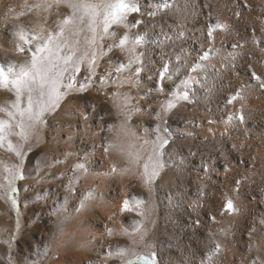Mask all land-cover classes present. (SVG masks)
Instances as JSON below:
<instances>
[{"label": "bare ground", "instance_id": "bare-ground-1", "mask_svg": "<svg viewBox=\"0 0 264 264\" xmlns=\"http://www.w3.org/2000/svg\"><path fill=\"white\" fill-rule=\"evenodd\" d=\"M37 2L0 0V29L5 17L9 26L17 23L46 31L55 27L54 22L62 18L55 8L51 13L28 11L26 5ZM139 2L142 11L129 19L147 23L127 29L130 38L124 49L119 48L117 59L127 64L134 57L133 37L140 35L142 43L135 49L155 53L154 71H145L154 79L140 80L135 66L112 75L110 69L116 65L109 59L97 60L96 81L108 75L103 85L112 87L110 93L90 89L67 97L54 114L43 113L48 119V140L30 157L20 183L22 206L32 202L34 184H46L48 179L54 183L51 188L45 186L44 192L38 187L35 191V198L47 199L43 216L52 232L41 240V255L48 257V264H110L109 259L121 249L130 255L144 232L145 244L159 254V264H264V90L250 75L255 71L264 79V0H246L249 7L243 6L245 0ZM144 9L155 15L149 16ZM60 11L69 13L64 7ZM217 19L228 30L215 29L210 38L209 26ZM121 30L113 29L123 34ZM104 42L111 43V38ZM161 53L172 76L163 80V91L155 87ZM29 58L0 40V64ZM80 73L87 76V62ZM185 81L192 101L180 102L164 120L161 105L167 96L186 90ZM238 91L243 98L228 103ZM13 100L11 90L0 88V107L10 106ZM0 119H8L6 113L0 112ZM165 128L170 131V143L158 157L163 166L146 183L144 164L150 156L157 159L154 144ZM62 132L64 138H60ZM8 139L17 146L13 135ZM14 154L7 141L0 147V172L12 167ZM52 159L59 163L53 164ZM77 164L85 168L76 169ZM227 198L238 211H221ZM125 200L131 211L122 210ZM181 225L199 239L195 250L194 239L182 233ZM51 240L55 252L48 255L46 244ZM0 241V254L6 255L8 244ZM171 241L179 246L170 248ZM57 253L59 259L51 262L50 256Z\"/></svg>", "mask_w": 264, "mask_h": 264}, {"label": "snow or ice", "instance_id": "snow-or-ice-1", "mask_svg": "<svg viewBox=\"0 0 264 264\" xmlns=\"http://www.w3.org/2000/svg\"><path fill=\"white\" fill-rule=\"evenodd\" d=\"M145 3L148 0H144ZM244 7H249L245 3ZM29 12L33 9H42L44 12L51 13L53 8L56 9L57 16L62 17L57 19L55 27L50 30L36 27H30L24 24L12 23L9 26L8 18L3 20L4 27L0 29V40L11 44L15 50L30 58L16 64L12 61H7L6 64H0V88H7L15 94V100L9 101L7 107H0V112L6 113L8 119H0V147H3L7 141L8 150L14 152L18 157L23 158L26 153L20 150L19 147L13 145L10 139L13 135L12 129H19L16 133L21 139H26V130L32 127L33 122L38 120L43 113L54 111L60 106L61 101L75 89L77 93H84L88 87L92 85L93 78L97 71V43L101 45L100 56L111 54L109 63L116 65V73L122 72L125 68L133 69L136 77L140 80L151 81L154 76H145V71L153 72L151 67L153 62V52L151 55L148 50L137 52L135 45L142 43L140 35L133 37L134 47L131 50L135 52L133 58L129 59L128 63L118 60L114 56L115 48L124 49L130 38V32L124 31L123 34L112 30L113 26L122 25L125 29L136 27L142 23H147L146 20L129 19L132 13L141 12V4L139 0H38L37 3L30 6L26 5ZM61 7L69 10L68 14L60 11ZM11 11V9H9ZM149 16H154L155 12L151 9H144ZM25 13L21 11L19 16ZM240 12L236 13L239 18ZM18 19V17H17ZM50 25L53 23L50 17L44 18ZM220 29L228 30L227 24H222L217 19L215 24L209 26L208 36L213 37V31ZM264 31V27H262ZM179 35H183L180 33ZM111 38V43L105 44V37ZM81 37H83V46L81 47ZM167 39V37H166ZM239 45H232L238 47ZM164 54L161 53L160 59L163 61L162 67L155 70L158 73L155 87L163 91L164 79H172L169 63L163 60ZM87 62V76L84 79L77 80L76 76L81 72V66ZM251 67V66H250ZM251 78L259 82V87L264 90V79H262L255 71L250 72ZM101 84L105 83L108 75L100 76ZM194 82V81H193ZM138 83V81H137ZM185 91L172 94V98L168 99L165 104L161 105V110L164 114L172 112L180 101H189V92L187 91L188 82H184ZM26 97V106H25ZM238 98H243L242 91H238L235 95L228 98V103H233ZM86 107V104H85ZM161 115L157 112V117ZM87 115L85 119H87ZM241 120L244 117H239ZM111 127V126H109ZM160 126L157 125V131ZM166 133L167 129H163ZM168 144L166 138L160 139L158 145H154L153 156L157 159L153 161L149 157V162L144 164L145 182H149L159 175V168L163 165L159 160V155L165 145ZM235 148V145H233ZM107 147L105 151H107ZM31 151V149H29ZM59 163V161H57ZM151 164V170H150ZM76 169L85 168L84 164H77ZM24 162L21 159L19 165L14 166L10 171L8 182V198L11 200L12 207L17 208V201L13 196L16 192L15 181L21 180L23 176ZM227 171V165H225ZM72 181H69L71 185ZM237 183H239L237 181ZM204 185H201L203 192ZM140 202L137 201V204ZM84 206L83 201L81 207ZM123 211H131L128 207V201L125 200L122 206ZM222 212L233 213L238 211L232 199L227 198ZM214 218V217H213ZM264 223V220L261 221ZM18 227V222H17ZM111 232V230H109ZM216 251H220V246H216ZM111 254V253H110ZM124 249H121L117 255L123 256ZM142 264H156L155 253L147 254V257L138 256ZM92 264V262H90ZM122 264H132L131 260H123Z\"/></svg>", "mask_w": 264, "mask_h": 264}, {"label": "rangeland", "instance_id": "rangeland-1", "mask_svg": "<svg viewBox=\"0 0 264 264\" xmlns=\"http://www.w3.org/2000/svg\"><path fill=\"white\" fill-rule=\"evenodd\" d=\"M138 13H140V12L132 13L130 16H132L133 14H138ZM115 27L122 28L123 32L127 30L122 25L113 26L112 30ZM122 30H121V32H122ZM106 37H105V39H106ZM96 47H97V50L100 52L101 51V45L99 43H97ZM118 50H119V48H116L113 50L114 56L116 59H117ZM107 59H109V60L111 59V54L98 56V61H100L101 63H105L107 61ZM112 67L113 68L110 69V73L112 72V75H117V73L114 69L115 67L114 66H112ZM128 71H129V69H126L123 72H128ZM80 76L81 77H79L77 80H79L80 78L84 79V77H85V75H83V73H80ZM96 79H97V71H96V76L93 78L92 85L90 87H88L86 92L81 94V93H77L75 91V89H73L69 93V95L66 96L61 101V103L69 96L83 95V94L87 93L90 89H94V88H95V90H99V89L105 90L107 93H110L112 91L111 86L105 87V85L101 84L99 81H96ZM120 85L125 86V85H127V83H121ZM112 86H114V84H112ZM170 98H172V96H167L166 101ZM166 101H165V103H166ZM191 101L192 100L190 98V93H189V101H180V102H188L189 103ZM61 103H60V105H61ZM58 108H56L54 111H50V114H54V112ZM162 114H163L162 116L164 117L163 119L166 120L170 113L167 115L164 113H162ZM47 121H48L47 117L43 116V114H42V116L38 120L33 122L32 127L28 128L26 130V135H27L26 139H21V137L16 134L19 131V129H16V131L13 134V137L15 138V140L17 142V147H19L21 151L26 153V155L23 158H21V157H18L16 154H14L12 156L13 160H14L12 167L10 166V167L6 168L5 171L3 170V172H0V218L2 219L1 220V226L2 227H0V236H1L0 240H4V245L6 243L8 244L6 255H5V252H4V254H0V264H48V262H49L48 257L45 256L46 257L45 258L44 255H41V250L44 247V243L41 240L42 239L45 240V238L47 236L49 237V235L52 233L49 230L50 226L47 224L46 220L44 219V216H45L44 213L45 212H43V211H45L44 210L45 206H47V199L41 198V200H42V202H41L40 199L38 200V198H35V191H36V188L38 187L39 191L41 190L40 192H44L45 186H46V188L47 187L51 188L54 183L50 182V180L47 178L48 183L43 184L44 186L42 184H40V185L34 184L33 187H31V189L35 188V189H33V191L35 190L33 192L34 194L31 197L32 202H30L29 204H24L23 205L24 207L21 204V198H20L21 193H22L20 183L25 178V172L27 170L26 166L28 164V161L30 160V157L32 156V154L34 152H36L38 149H40L44 144H46V142L48 140V134H49L48 130L49 129H47L48 128V122ZM166 129H167L166 133L163 130L161 131L160 137H159L158 141L155 142L154 145H158L160 142V139H164V138H166L168 140V144L170 143V131L168 130V128H166ZM65 136H66L65 132L60 133V138H64ZM29 149H31V151H29ZM162 155H163V151H162ZM162 155H159V157ZM155 158H157V157H155ZM21 159H23V162H24V169H23L24 178L21 180L15 181L16 192L13 193V196L17 201V208L14 210L12 207L11 200L8 198L9 188H8L7 177L9 175L10 171L13 170L14 166L19 165L21 163ZM52 163L56 165L58 162L52 159ZM68 175H70L69 172H68ZM60 179L63 180L64 179L63 176L60 177ZM56 181L58 182V179H56ZM60 184H62V182H60ZM71 185H73V184H71ZM71 185H69V187ZM42 187H43V189H42ZM73 189H74L73 190L74 193H78V190H77L78 187H76V188L74 187ZM25 193H27V192H25ZM28 195H29V193H28ZM46 209H47V207H46ZM39 211H41V212H39ZM37 213H40V214L37 215ZM35 214L38 216L39 219L38 218L35 219V216H36ZM39 215L41 218L39 217ZM29 217L31 220L28 219ZM29 221H31V222H29ZM53 221L54 220H52V222ZM17 222H18V227H17ZM181 229L183 231L182 233H184L185 236H186V234L192 236V238L194 240L191 241V246H193L192 248L195 250V248H197V245H200L198 243L199 239L196 236H193L192 235V234H194L193 231H189V229L187 227L184 229V227L182 228V225H181ZM9 235H11V236H10V239L8 241ZM191 236L188 237V239L189 238L192 239ZM51 237H53V236L51 235ZM145 238H146V234L144 232H142L141 234L138 235V242L136 244V247L131 251L130 255H129V253H127V254H123V256L117 255V257H111L109 260H110V262L112 261V263H110V262L109 263L110 264H117V263L122 264L123 260H131L132 264H142V261L137 258L138 256L147 257V254H149V253H155L156 264H159L160 258H159V254H158L157 250L149 248L145 244ZM51 241H50V244L49 243L46 244V242H45V244L47 246L46 252L48 255H49V253L53 254V252H55L54 251V245H55L54 241L53 240H51ZM167 242L169 244L170 240H168ZM0 244H1V241H0ZM170 246L174 249V247L177 248L179 246V243H176V242L174 243L171 241V244L169 245V247ZM52 250H53V252H52ZM177 252L178 251H174V253H177ZM36 253H38V254H36ZM50 259H52V260H50L51 262L58 260L59 259L58 253L56 255L50 256Z\"/></svg>", "mask_w": 264, "mask_h": 264}]
</instances>
